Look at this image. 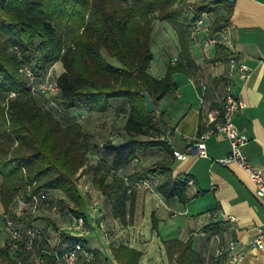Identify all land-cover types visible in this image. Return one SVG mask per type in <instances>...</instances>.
<instances>
[{
	"label": "trees",
	"instance_id": "trees-1",
	"mask_svg": "<svg viewBox=\"0 0 264 264\" xmlns=\"http://www.w3.org/2000/svg\"><path fill=\"white\" fill-rule=\"evenodd\" d=\"M232 2L227 0H0V207L6 210L19 193L57 191L75 208L85 207L77 181L86 165L89 134L75 119L65 125L52 109L45 108L29 92L26 79L18 72L29 65L41 75L56 61L63 71L57 76L54 95L60 112L72 115L77 106L90 112H105L112 101H124L127 111L124 129L128 138L110 144L112 160L108 170L94 179L110 203V213L122 224L132 221L134 196L131 185L157 175V192L185 203L186 179L173 176L174 150L164 138L154 136L166 125L156 110L147 112L140 91L155 103L176 89L173 73L185 71L191 63L189 42L194 20L201 13L213 15L209 31L222 29L228 21ZM154 20L167 21L176 31L183 60L169 66L156 78L147 69L153 57L150 33ZM184 61V63H183ZM14 93V95H10ZM123 106L120 107L121 110ZM84 113V112H81ZM72 115V117H73ZM135 135L150 136L143 140ZM158 147L165 156L127 175H113L140 152ZM152 228L156 218L151 214ZM216 224H208L212 230ZM57 228L56 226H54ZM61 240L84 243L82 236L60 231ZM177 264H200L191 242L176 241ZM120 264H138L140 252L125 245L111 246ZM80 259L81 264H103L101 255ZM78 262V263H79Z\"/></svg>",
	"mask_w": 264,
	"mask_h": 264
},
{
	"label": "crops",
	"instance_id": "crops-1",
	"mask_svg": "<svg viewBox=\"0 0 264 264\" xmlns=\"http://www.w3.org/2000/svg\"><path fill=\"white\" fill-rule=\"evenodd\" d=\"M221 12L219 7L212 16ZM160 21L161 46L171 47L173 51L157 65L151 67L150 61L147 71L156 78L162 77L169 66L183 60L175 29L167 21ZM223 28L224 41L207 45L206 38L219 35L217 31L192 29L188 50L191 63L183 61L186 70L173 73L176 89L155 103L174 150L172 174L187 180L188 200L182 203L176 197H162L156 190L159 177L149 175L144 182L131 185L133 217L130 223L122 224L111 215L110 203L104 197L108 215L94 220L88 218V232L82 236L85 247L99 252L103 264H120L110 250L111 246L119 245L137 249L140 252L138 264H177L173 244L187 240L200 264H264V200L256 196L255 185L246 172L235 164L223 165L217 161L228 153V140L211 134L204 138L206 156L186 151L208 130L207 113L221 106L228 78L227 56L234 54L250 67L246 79H233L234 91L244 102L234 116V123L248 138L243 147L247 158L264 168V0H233ZM173 58L176 61L173 62ZM56 65L63 71L60 61ZM151 68L155 74L150 72ZM124 167L112 168L106 180L113 175H123ZM100 195L103 196L101 192ZM151 214L156 218L155 229ZM99 217L104 218L106 233L96 223ZM208 224L216 225L206 230ZM258 234L262 247L252 243ZM4 237L0 231V245ZM229 240L236 241L245 250L244 256L235 263L229 261L226 252L217 254L218 248ZM7 261L8 255L0 246V264Z\"/></svg>",
	"mask_w": 264,
	"mask_h": 264
},
{
	"label": "built area",
	"instance_id": "built-area-1",
	"mask_svg": "<svg viewBox=\"0 0 264 264\" xmlns=\"http://www.w3.org/2000/svg\"><path fill=\"white\" fill-rule=\"evenodd\" d=\"M212 15L201 13L194 20L193 30L207 29ZM219 35H209L205 44H216L224 41V28L217 31ZM227 81L224 85V95L220 107H214L207 113L208 130L200 134L199 140L186 148V151L199 156H206L204 138L214 134L225 137L229 142V151L217 159L220 164H235L246 172L255 185V194L264 200V168L252 164L244 152L247 136L234 123L235 114L244 106V102L234 91L233 79H246L250 67L236 59L234 54H228ZM176 61V58H173ZM26 79L29 92L36 96H46L58 93L57 77H51L49 72L37 75L27 64H21L19 71ZM10 95H14L11 93ZM84 113L77 116L79 121ZM111 134L109 137L111 138ZM141 182H144L142 180ZM264 202V201H262ZM65 195L49 192H30L17 194L6 210L0 211V231L5 235L1 247L8 255L6 264H78L80 259L92 258L84 243L69 244L60 237V231L73 236H84L88 232L86 214L75 215ZM65 222L54 229L53 222ZM97 225L106 233L105 221L101 218ZM260 234L253 238L252 243L262 247ZM226 252L229 261L235 263L245 254V250L236 241L229 240L226 245L218 248L217 254Z\"/></svg>",
	"mask_w": 264,
	"mask_h": 264
},
{
	"label": "rangeland",
	"instance_id": "rangeland-1",
	"mask_svg": "<svg viewBox=\"0 0 264 264\" xmlns=\"http://www.w3.org/2000/svg\"><path fill=\"white\" fill-rule=\"evenodd\" d=\"M161 21L155 20L152 29V42H150V49L152 51L153 57L151 59V67L158 62L163 60V57H169L172 53V48L168 46H161L159 40V28L161 27ZM164 44V43H163ZM164 48V49H163ZM57 62V61H56ZM56 62L51 64L46 73L49 72L50 78L57 77L60 72V65H56ZM174 62V61H173ZM177 63V62H176ZM152 74H155L153 68L150 69ZM37 102L41 103L43 107L52 109L56 114V117L59 118L62 125H65L75 119L74 113L80 114L84 112V117L79 120L81 127L84 132L89 134L88 146H87V161L86 165L83 168L82 172L79 175L77 186L80 192V195L83 197L85 202L84 213L86 214V226L89 227V220H94L98 216L108 215V210L105 206V198L100 195L99 189L94 183V179L103 175L105 171L110 167L112 160V152L109 149L110 144H118L128 138V135L125 132L124 125L126 121L127 111L124 107L126 106L124 101H112L109 105V108L102 113H91L84 106H77L72 109V115H67L63 112H60V106L57 98L53 94H48L43 97L34 98ZM122 107L123 110L120 109ZM117 109V110H116ZM119 109V111H118ZM96 113V114H95ZM156 118L160 117L159 111H156ZM163 130V128H162ZM161 129L154 133V136L164 138L167 140V128L162 131ZM113 135L111 138L110 135ZM136 139H145L150 138V136L145 135H135L133 136ZM168 141V140H167ZM165 156L164 151L158 147L146 150L145 152H140L137 154V157L132 161L124 165L122 170L123 175L130 174L138 168L149 166L154 162L161 160ZM53 194L57 195V191H52ZM70 207L75 208L74 204L71 203ZM97 207V208H96ZM97 209V212L94 211ZM0 207V211H1ZM101 217V218H102ZM99 217V219H101ZM104 220V218H102ZM54 226H61L65 224L60 220L53 223ZM55 229V227H54Z\"/></svg>",
	"mask_w": 264,
	"mask_h": 264
},
{
	"label": "water",
	"instance_id": "water-1",
	"mask_svg": "<svg viewBox=\"0 0 264 264\" xmlns=\"http://www.w3.org/2000/svg\"><path fill=\"white\" fill-rule=\"evenodd\" d=\"M227 1L232 2L233 0H227ZM140 95L144 99V106H145L147 112H149V113L153 112L155 110V106H154L152 98L144 90L140 91Z\"/></svg>",
	"mask_w": 264,
	"mask_h": 264
}]
</instances>
